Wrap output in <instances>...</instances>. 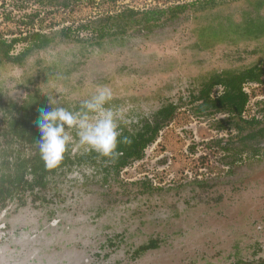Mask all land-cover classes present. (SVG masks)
Here are the masks:
<instances>
[{"label": "rangeland", "instance_id": "1", "mask_svg": "<svg viewBox=\"0 0 264 264\" xmlns=\"http://www.w3.org/2000/svg\"><path fill=\"white\" fill-rule=\"evenodd\" d=\"M37 1L16 0L14 10H0V33L7 41L31 39L15 48L16 56L26 52L21 65L0 60V102L22 105L38 90L48 103L75 111L98 87L107 86L113 93L109 106L125 109L119 128L141 125L169 104L178 109L144 157L123 167L119 177L108 175L99 161L75 166L39 194L44 201L34 202L28 194L25 204L9 203L0 211V264L264 260V141L249 142L241 154L237 130H216L227 116L198 117L193 103L211 73L264 70V35L211 40L204 47L198 33L210 24L264 18V8L256 10L255 0H216L214 9H188L178 20L151 30L116 31L96 45V33L82 26L128 9L153 12L204 0H77L65 7L58 4L62 0ZM68 29L70 37L64 38ZM36 34L49 37L50 44L33 49ZM246 88L251 97L246 115L250 119L258 109L264 124V85ZM221 93L216 88L213 96ZM71 135L75 142V129ZM255 146L257 156L250 150ZM90 150L82 146L73 154ZM151 241L158 248L134 258V251Z\"/></svg>", "mask_w": 264, "mask_h": 264}, {"label": "trees", "instance_id": "2", "mask_svg": "<svg viewBox=\"0 0 264 264\" xmlns=\"http://www.w3.org/2000/svg\"><path fill=\"white\" fill-rule=\"evenodd\" d=\"M45 1L55 2V0H38L40 4ZM69 2L77 0H68ZM45 4V3H44ZM51 4V3H50ZM256 10L264 8V0H255ZM219 2L216 0H204L190 5H177L168 10H157L153 12L138 13L133 10H127L117 16H110L82 26L80 30L96 33V45H101L104 40L114 36L117 32L126 33L130 28L143 26L144 29L151 30L154 26H161L167 21L178 20L188 9L195 11H208L216 8ZM225 24H210L208 29H201L198 33L199 43L204 47L211 44V40L218 43L226 41L233 36L238 40H255L264 35V18L259 15L247 18L243 24H236L230 21L228 26ZM220 26V27H219ZM68 30L62 32L64 38H69ZM33 49L44 48L50 44L51 39L46 36L36 34L33 36ZM25 55H23L24 57ZM23 57L15 59V63L21 65ZM264 70L259 66H253L245 69L224 70L220 73H211L203 78L200 85V92L194 97L196 105L195 114L198 117H212L216 114L228 115L226 120L217 123L216 130L235 129L238 132V140L243 145L240 153L243 154L249 150L248 141L262 140L264 138V127L254 133H245L249 129L260 127L257 121L247 122L242 118L249 97L243 91V85L247 82L262 83ZM221 86L224 88L223 94L217 99L211 98L213 90ZM81 106V105H80ZM76 107L75 111L80 109ZM53 107H55L53 105ZM177 106L169 104L163 106L155 116V123L148 121L142 126L121 128V140L127 138V142L119 144L118 151L111 157H104L91 150L83 154L72 155V149L69 146L64 161L56 169L45 167L39 153L38 140L40 138L37 121L40 111L51 110V104L42 96L40 91L30 94L26 101L19 105L17 103L0 102V211L5 209L9 203L20 200L22 204L26 203L25 197L30 194L35 201H44L39 195L47 192L57 176L71 171L75 166L89 165L94 166L99 162L105 165L108 174H116L122 164L128 159H140L144 149L154 142L158 132L174 116ZM70 110V109H68ZM71 111V110H70ZM221 148L228 151V144L220 142ZM227 146V147H226ZM244 151H241L243 150ZM254 154L257 149H250ZM133 157V158H132ZM109 162L111 165H109ZM147 250L142 249V251Z\"/></svg>", "mask_w": 264, "mask_h": 264}, {"label": "clouds", "instance_id": "3", "mask_svg": "<svg viewBox=\"0 0 264 264\" xmlns=\"http://www.w3.org/2000/svg\"><path fill=\"white\" fill-rule=\"evenodd\" d=\"M112 90L107 86L98 87L95 94L85 100L78 111H70L62 106L51 110H41L37 121L40 133L39 153L48 169H56L64 161L69 146L73 150L87 147L104 157L117 153L121 140L118 121L124 119L125 109L110 107ZM76 130L77 140L71 135Z\"/></svg>", "mask_w": 264, "mask_h": 264}, {"label": "flooded vegetation", "instance_id": "4", "mask_svg": "<svg viewBox=\"0 0 264 264\" xmlns=\"http://www.w3.org/2000/svg\"><path fill=\"white\" fill-rule=\"evenodd\" d=\"M8 2V4L6 5L5 4V2H4V0H0V10H3V8L4 7H7L8 9L10 8V7H12V9L14 10L15 8H16V5L18 4H16V0H9V1H7ZM68 2L69 1H65V0H62L61 2L59 1L58 2V4H61V5H63L64 7L68 4ZM19 8H21V4H20V6H19ZM2 22H4V20L2 21ZM34 36V35H33ZM8 37L7 36H4V35H2V33H0V57H1V61L2 60H4L5 62H8V63H15V59H20V58H22L23 57V55H25L26 56V52H24V53H21V54H19V55H14V52H15V48L17 47V45L18 44H20V43H22V42H29L31 39L29 38H25V39H15V36H13V38L10 40V41H7V40H9V39H7ZM10 38H11V36H10ZM30 44V43H29ZM30 48V47H29ZM29 50L30 49H28V51L27 52H29ZM25 56L23 57V60H24V58H25ZM0 61V62H1ZM247 85H264V81L262 82V83H255V82H247V83H245L244 85H243V91L248 95V97H249V101H248V104H247V106H246V108H245V111H244V113H243V115H242V118L245 120V121H247V122H251V121H257V122H259L261 125H260V128H263L264 127V124H263V120H262V118H260L259 116H257L256 114L258 113V109H257V111H255L256 113L254 114V116L252 117V118H248L247 117V115H246V111H247V107H248V105L251 103V97H250V93L247 91ZM216 88H222V93L221 94H219L218 96H213V93H214V91L216 90ZM214 90H213V92H212V95H211V98L213 99V100H215V99H217L218 97H220L222 94H223V92H224V88L223 87H221V86H217ZM263 104V103H262ZM176 106V105H175ZM259 107H260V105H259ZM262 107V106H261ZM257 108V107H256ZM178 109V108H177ZM261 111H263L262 110V108H261ZM264 112V111H263ZM157 114V113H156ZM156 114L154 115V117L151 119V120H144V121H142V123H141V125L140 124H138L137 126H134V127H139V128H142V126L146 123L145 121H148V122H150L151 124H154L155 123V116H156ZM218 114H216L215 116H217ZM227 117H225V118H228V115H226ZM212 117H214V116H212ZM262 117H264V115H262ZM169 122V121H168ZM167 122V123H168ZM166 123V124H167ZM166 124H165V126L164 127H166ZM125 127H127V126H125ZM125 127H123V128H125ZM164 127L161 129V130H163L164 129ZM122 128V127H121ZM121 128H119V130H120V133H121ZM129 129H132L133 127H128ZM160 130V131H161ZM160 131L158 132V134H157V136H156V138H155V140H154V142H152L150 145H152L153 143H155L156 142V140H157V138H158V136H159V133H160ZM254 133H256V131H254ZM238 136V135H237ZM260 141H264V138L262 139V140H260ZM248 142H251V143H256V140H254V139H252V140H250V141H248ZM150 145H148L146 148H148ZM256 147V149L258 148L257 146H255ZM70 148H71V145H70ZM145 148V149H146ZM72 149V148H71ZM144 149V150H145ZM222 149V148H221ZM91 151V150H90ZM89 151V152H90ZM94 151V150H93ZM224 151V153H229V151L230 150H228V151H225V150H223ZM88 153V152H87ZM72 155H74L73 154V150H72V153H71ZM255 156H257L258 155V152L257 153H255L254 154ZM142 157H144V151L142 152V154H141V158ZM140 158V159H141ZM140 159H131V161L128 159L126 162H124L123 164H122V166H121V168L119 169V171H118V176L116 175V174H108V175H113L114 177H119V175H120V173H121V170L123 169V167L125 168V167H127L128 165H130L131 163H133L132 161H138V160H140ZM71 171H73V169L71 170ZM70 172V171H69ZM68 173V171L66 172V173H62V175H65V174H67ZM107 175V176H108ZM54 182H55V180H54ZM53 182V183H54ZM147 249V250H144V251H142V249ZM158 248V242H154V241H151L150 243H148V244H145V245H142V246H140L138 249H136L135 251H134V253H133V256H134V258H138V257H141L142 255H145L146 253H148V252H150V251H153V250H156ZM240 264H254V263H244V262H241ZM257 264H264V260L262 259L261 261H259Z\"/></svg>", "mask_w": 264, "mask_h": 264}]
</instances>
